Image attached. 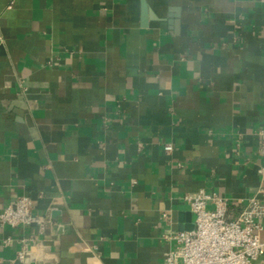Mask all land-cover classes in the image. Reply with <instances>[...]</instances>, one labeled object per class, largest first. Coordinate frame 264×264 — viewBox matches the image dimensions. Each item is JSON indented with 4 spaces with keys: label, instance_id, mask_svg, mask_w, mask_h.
Masks as SVG:
<instances>
[{
    "label": "crops",
    "instance_id": "crops-1",
    "mask_svg": "<svg viewBox=\"0 0 264 264\" xmlns=\"http://www.w3.org/2000/svg\"><path fill=\"white\" fill-rule=\"evenodd\" d=\"M263 127L264 3L0 0V214L48 221L0 264H164L186 195L264 203Z\"/></svg>",
    "mask_w": 264,
    "mask_h": 264
},
{
    "label": "built area",
    "instance_id": "built-area-1",
    "mask_svg": "<svg viewBox=\"0 0 264 264\" xmlns=\"http://www.w3.org/2000/svg\"><path fill=\"white\" fill-rule=\"evenodd\" d=\"M264 3V0H257ZM260 153L264 156V127L259 133ZM173 145L165 151L172 152ZM264 180V168L260 170ZM195 215V229L168 235L176 248L167 252L164 264H254L264 256V203L257 197L247 199L237 215L230 213L231 201L216 193L201 190L184 197ZM34 202L23 196L12 201L0 214V225L12 228L38 226L41 233L48 221L34 212ZM165 218L169 214H164ZM30 243L23 241L18 260L24 262L30 253Z\"/></svg>",
    "mask_w": 264,
    "mask_h": 264
},
{
    "label": "water",
    "instance_id": "water-1",
    "mask_svg": "<svg viewBox=\"0 0 264 264\" xmlns=\"http://www.w3.org/2000/svg\"><path fill=\"white\" fill-rule=\"evenodd\" d=\"M145 11H146V7H145Z\"/></svg>",
    "mask_w": 264,
    "mask_h": 264
}]
</instances>
